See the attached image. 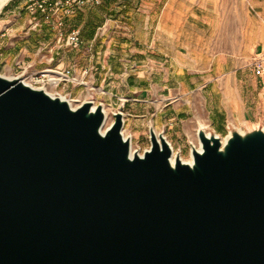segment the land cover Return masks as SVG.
<instances>
[{
    "label": "water",
    "instance_id": "95a60500",
    "mask_svg": "<svg viewBox=\"0 0 264 264\" xmlns=\"http://www.w3.org/2000/svg\"><path fill=\"white\" fill-rule=\"evenodd\" d=\"M0 75V264H264V131L203 129L192 164L123 113Z\"/></svg>",
    "mask_w": 264,
    "mask_h": 264
},
{
    "label": "crops",
    "instance_id": "0c3cea01",
    "mask_svg": "<svg viewBox=\"0 0 264 264\" xmlns=\"http://www.w3.org/2000/svg\"><path fill=\"white\" fill-rule=\"evenodd\" d=\"M21 4L9 2L0 14V59L10 56L8 63L56 38ZM96 7L118 23L89 35L84 18L83 41L70 56L86 48L79 59L90 69L88 83L102 104L123 111L124 123L135 117L191 143L199 129L223 138L264 119V75L254 69L264 59V0H102Z\"/></svg>",
    "mask_w": 264,
    "mask_h": 264
},
{
    "label": "rangeland",
    "instance_id": "374dc122",
    "mask_svg": "<svg viewBox=\"0 0 264 264\" xmlns=\"http://www.w3.org/2000/svg\"><path fill=\"white\" fill-rule=\"evenodd\" d=\"M12 1L17 0H9L0 10V14L3 11V8ZM21 6H24L29 13L30 18H34L33 20L39 21V16L46 23H48L53 29L56 31V38L49 40L43 46H39L35 48L32 52L29 51L24 61L18 60L14 63V59L20 58L19 52H15V54L11 58V65L6 62L10 58V56L2 55L0 59V75L6 78L14 79L19 78L25 84H28L34 88L46 89L49 93L53 96L63 95L67 99L71 100V103L76 107L82 101L89 100L92 101L95 105L101 104L105 106L107 111V127L113 121V113L116 111H121L118 109H113L112 107L108 106L104 103L102 94L98 90L97 86L94 84L88 83L87 75L89 74V70L84 68L83 63L81 62L82 59H79L81 53L86 51V48L83 46L82 51L75 54L73 53L70 56L71 49H77L83 39H82V31L79 27L80 23L83 21L84 18L88 21H91L92 25L96 30V33L101 35L105 27L108 25L118 23L117 16H113L112 11L105 10L104 8H97V5L88 4L86 6H75L74 10L71 14H67L63 20L61 21V25L58 27H54L52 21L55 17H47L43 12L34 11L33 13L29 11V1L28 0H20ZM102 3V0L100 4ZM98 4V5H100ZM40 22V21H39ZM79 29L80 30V37L81 43L77 47H68L65 45L63 39L64 36L67 35L71 30ZM61 34V35H60ZM4 35H0V42L2 41ZM61 37V39L59 38ZM223 51V50H219ZM78 52V51H77ZM9 64V65H7ZM74 64V65H73ZM48 70H59L65 71L70 70L72 77H75L77 80H73L72 82L69 81H62L57 86L53 84H45L44 86L38 82H34L35 75H38L41 72L48 71ZM92 71V69H91ZM83 82V83H82ZM58 94V95H57ZM150 127H152L151 122ZM171 126L172 122H168ZM149 126V125H148ZM147 124H141L138 121V118L130 117L127 121H125L123 128L121 130L123 136L130 141V148H132L133 152H137L139 154H143V152L150 147V140H149V128ZM249 131L255 129H261L264 131V119L253 120L252 122H248L246 124ZM153 129L156 133H162L167 142L171 145L172 152L174 153L175 157L179 156L183 158L185 161H188L191 156V148L198 144V138L195 134L191 138V143L184 141L183 139H179V134H166L163 131L156 130L154 127ZM240 133H246L244 128H240ZM181 137V136H180ZM223 136L222 139H224Z\"/></svg>",
    "mask_w": 264,
    "mask_h": 264
},
{
    "label": "built area",
    "instance_id": "2783aa9c",
    "mask_svg": "<svg viewBox=\"0 0 264 264\" xmlns=\"http://www.w3.org/2000/svg\"><path fill=\"white\" fill-rule=\"evenodd\" d=\"M29 11L43 12L47 17H55L52 21L54 27L61 25V21L67 14H71L75 6H86L88 4L98 5L101 0H28ZM61 35V34H60ZM80 30L73 29L67 35L64 36V43L68 47H77L81 43ZM61 39V37H59ZM255 73L257 75H264V59L259 58L254 64ZM55 73L52 77L48 76V71H44L35 75L34 82H38L43 86L53 82L56 86L62 81L72 82L75 77H72L70 70L59 71L50 70ZM83 83V82H82ZM58 95V94H57ZM60 96V95H58Z\"/></svg>",
    "mask_w": 264,
    "mask_h": 264
},
{
    "label": "bare ground",
    "instance_id": "6f19581e",
    "mask_svg": "<svg viewBox=\"0 0 264 264\" xmlns=\"http://www.w3.org/2000/svg\"><path fill=\"white\" fill-rule=\"evenodd\" d=\"M9 0H0V10H1V8L8 2ZM53 75H55V73H53V72H51L50 70H48V76L49 77H52ZM25 82V81H24ZM50 84H53V82L52 83H50ZM53 85H55V84H53ZM45 91H46V89H44ZM47 93H49L48 91H46ZM50 95H52L51 93H49ZM60 97L61 98H64V99H66L67 101H68V103L70 104V106L71 107H74V105L71 103V100H69V99H67L65 96H63V95H60ZM94 106H95V104L93 103V108H94ZM102 109H103V112H104V116H105V120H104V123H103V126H102V129H101V131L102 132H104L105 131V129L107 128V111H106V109H105V106L104 105H102ZM155 133H156V131H155ZM208 134V133H207ZM223 142H224V139L222 140ZM169 146L171 147V145L169 144ZM195 148H197L198 150L200 149V144H199V142H198V144L197 145H195ZM172 149V148H171ZM130 152L132 153L133 151H132V148H130ZM181 158V157H180ZM181 160L183 161V162H187V163H189V164H192V156H190V158H189V160L188 161H185L183 158H181ZM170 161H171V164H174V161H175V155H174V153L172 152V156H171V158H170Z\"/></svg>",
    "mask_w": 264,
    "mask_h": 264
},
{
    "label": "trees",
    "instance_id": "16d2710c",
    "mask_svg": "<svg viewBox=\"0 0 264 264\" xmlns=\"http://www.w3.org/2000/svg\"><path fill=\"white\" fill-rule=\"evenodd\" d=\"M87 24L89 25V35H92L95 30L94 25H92L91 21H88Z\"/></svg>",
    "mask_w": 264,
    "mask_h": 264
}]
</instances>
